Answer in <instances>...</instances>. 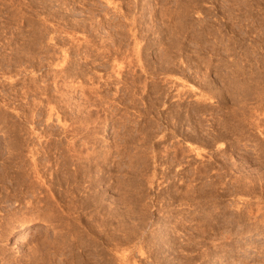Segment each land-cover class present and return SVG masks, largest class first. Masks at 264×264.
Listing matches in <instances>:
<instances>
[{
    "label": "rangeland",
    "instance_id": "1",
    "mask_svg": "<svg viewBox=\"0 0 264 264\" xmlns=\"http://www.w3.org/2000/svg\"><path fill=\"white\" fill-rule=\"evenodd\" d=\"M0 264H264V0H0Z\"/></svg>",
    "mask_w": 264,
    "mask_h": 264
},
{
    "label": "bare ground",
    "instance_id": "2",
    "mask_svg": "<svg viewBox=\"0 0 264 264\" xmlns=\"http://www.w3.org/2000/svg\"><path fill=\"white\" fill-rule=\"evenodd\" d=\"M191 91V90H190ZM199 91V90H198ZM203 93V92H202ZM197 99V98H196ZM199 99V97H198ZM203 100V99H202ZM107 126V125H106ZM105 128V127H104ZM107 130V129H106ZM105 130V131H106ZM108 132V131H107ZM106 133V132H105ZM206 135V134H205ZM47 225L44 223H29L25 224L18 229V231L10 236L12 248H19L24 245L33 235L35 230H44ZM13 250V249H12ZM123 255V254H121Z\"/></svg>",
    "mask_w": 264,
    "mask_h": 264
}]
</instances>
